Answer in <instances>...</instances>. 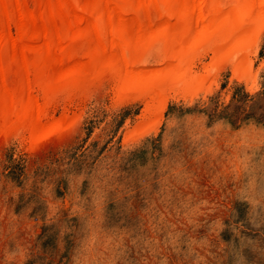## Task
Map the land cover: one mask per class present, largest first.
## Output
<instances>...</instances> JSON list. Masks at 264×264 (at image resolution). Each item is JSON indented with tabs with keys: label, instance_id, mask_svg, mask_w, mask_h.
<instances>
[{
	"label": "rangeland",
	"instance_id": "rangeland-1",
	"mask_svg": "<svg viewBox=\"0 0 264 264\" xmlns=\"http://www.w3.org/2000/svg\"><path fill=\"white\" fill-rule=\"evenodd\" d=\"M211 54L160 118L104 80L70 133L2 140L0 264H264V29L238 76Z\"/></svg>",
	"mask_w": 264,
	"mask_h": 264
},
{
	"label": "bare ground",
	"instance_id": "bare-ground-1",
	"mask_svg": "<svg viewBox=\"0 0 264 264\" xmlns=\"http://www.w3.org/2000/svg\"><path fill=\"white\" fill-rule=\"evenodd\" d=\"M263 29L264 0H0V142L26 132L36 151L70 133L81 118L51 110L104 80L146 111L158 102L160 118L165 96L206 86L193 69L204 54L246 71ZM143 121L137 129H153Z\"/></svg>",
	"mask_w": 264,
	"mask_h": 264
}]
</instances>
